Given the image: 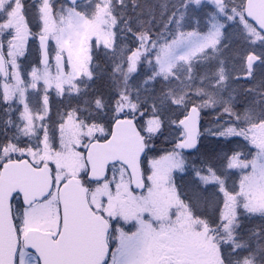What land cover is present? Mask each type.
Listing matches in <instances>:
<instances>
[{"label": "snow or ice", "instance_id": "snow-or-ice-1", "mask_svg": "<svg viewBox=\"0 0 264 264\" xmlns=\"http://www.w3.org/2000/svg\"><path fill=\"white\" fill-rule=\"evenodd\" d=\"M0 264H264V0H0Z\"/></svg>", "mask_w": 264, "mask_h": 264}]
</instances>
